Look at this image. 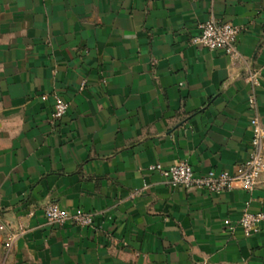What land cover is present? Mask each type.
<instances>
[{
  "label": "crops",
  "instance_id": "0c3cea01",
  "mask_svg": "<svg viewBox=\"0 0 264 264\" xmlns=\"http://www.w3.org/2000/svg\"><path fill=\"white\" fill-rule=\"evenodd\" d=\"M211 18L243 27L237 56L192 43ZM56 94L71 105L54 122ZM255 114L264 126V0H0V213L20 231L11 262L264 264V222L250 236L225 224L246 204L264 211V174L252 192L217 193L149 169L236 171ZM50 202L92 212L94 226L48 222Z\"/></svg>",
  "mask_w": 264,
  "mask_h": 264
},
{
  "label": "built area",
  "instance_id": "2783aa9c",
  "mask_svg": "<svg viewBox=\"0 0 264 264\" xmlns=\"http://www.w3.org/2000/svg\"><path fill=\"white\" fill-rule=\"evenodd\" d=\"M242 30L243 27L232 22L211 18L200 25L199 34L195 35L191 41L202 48L220 49L227 54L237 56V41ZM255 76V74H252L250 81L257 85L259 82ZM86 83V80L82 81L81 90L86 86ZM70 105V100L56 94L52 120L54 122L61 120L68 113ZM249 106L254 110L257 108V100L254 94L249 97ZM250 123L253 137L249 156L234 172L210 170L198 174L187 160H181L167 167L161 163L151 164L149 169L160 172L167 182L174 187L217 193L241 188L252 192L257 187L262 174H264V126L257 114L251 118ZM43 213L47 221L52 224L63 225L70 222L79 227L94 226V214L80 208L71 211L55 202H50L44 206ZM263 222L264 211H253L250 209L249 204H246L241 217L237 221L225 220L227 229L230 232L235 230L236 225H240L246 236L259 232ZM19 233L20 231L14 233L15 239Z\"/></svg>",
  "mask_w": 264,
  "mask_h": 264
},
{
  "label": "rangeland",
  "instance_id": "374dc122",
  "mask_svg": "<svg viewBox=\"0 0 264 264\" xmlns=\"http://www.w3.org/2000/svg\"><path fill=\"white\" fill-rule=\"evenodd\" d=\"M10 226L11 224L2 218V213H0V264H13L10 255L15 242L16 230Z\"/></svg>",
  "mask_w": 264,
  "mask_h": 264
}]
</instances>
